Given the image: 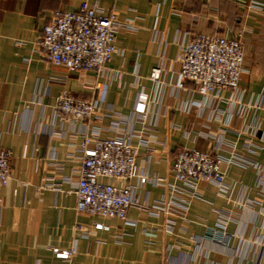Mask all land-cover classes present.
I'll return each mask as SVG.
<instances>
[{"label":"crops","instance_id":"obj_1","mask_svg":"<svg viewBox=\"0 0 264 264\" xmlns=\"http://www.w3.org/2000/svg\"><path fill=\"white\" fill-rule=\"evenodd\" d=\"M251 1L0 0V150L13 155L10 183L0 192V264H59L62 259L53 249H74L72 264H264L263 149L256 150L262 171L223 166L231 189L226 196L210 185L203 191L204 200H193L185 217L133 208L128 211L132 224L123 223L77 213L66 177L80 165L69 143L81 126L63 122L53 112L56 98L65 93L98 101L100 112L112 115L92 122L90 134L115 138L145 133L133 180L137 196L150 207L168 199L166 185L144 182L143 177L175 183L179 151H214L211 142L194 140L191 133L209 132L212 110H205L199 95L192 99L188 91L182 95L176 89L180 46L196 35L234 38L242 32L245 73L237 94L252 105L264 94V0L261 10L249 8ZM82 3L98 5L130 26L118 37L107 79L93 72L80 79L65 69L46 67L37 48L55 13L77 12ZM155 69L161 71L159 82L151 79ZM141 93L147 103L140 104L146 113L139 117L135 110ZM232 97L226 93L220 108L233 109ZM190 98L201 107L184 110ZM250 113L256 119L263 115L259 110ZM249 137H239L238 150ZM54 164H62L61 173ZM49 185L61 190L47 189ZM220 217L230 219L229 240L209 234L212 229L223 231ZM169 219L176 222L172 233L166 230ZM98 224L107 229H96Z\"/></svg>","mask_w":264,"mask_h":264},{"label":"built area","instance_id":"obj_2","mask_svg":"<svg viewBox=\"0 0 264 264\" xmlns=\"http://www.w3.org/2000/svg\"><path fill=\"white\" fill-rule=\"evenodd\" d=\"M262 6L261 0H252L248 7L261 10ZM129 29L130 26L120 23L114 13L106 14L98 5L82 3L77 12H56L54 21L44 27L37 48L46 67L65 69L80 79L88 72L107 79L110 75L108 64L116 52L118 37ZM243 39L242 32L234 38L196 35L180 46L176 89L182 95L188 91L192 99L199 95L205 110H212L211 123L206 126L209 132L193 129L191 133L195 134L192 136L194 140L202 137L211 142L214 151L212 154L189 148L179 151L173 165L175 183L165 184V179L159 177H143L144 182H153L156 186L166 185L170 190L168 199L156 201L151 207L139 200L138 188L133 184L138 176L139 145L146 143L143 139L145 133L135 132L129 137L115 138H102L98 131L90 134L88 128L92 122L112 117L108 112H100L101 103L79 100L65 93L56 98L53 107L55 115L63 122L81 126V130L71 137L69 143L80 165L73 168L69 177H66L72 184L68 192L76 197L77 213L131 224L128 211L133 208H152L155 212L153 214L175 211L174 215L185 217L193 200H204L203 191L210 185L217 188L220 196L229 194L231 189L226 182L223 166L238 165L262 171L256 150H264L261 144L264 141V94L259 95L252 105L244 103L243 94H237L245 73ZM121 77V74L116 73V78ZM151 79L156 82L161 80L160 69L152 72ZM189 86H193V89ZM228 92L233 93L229 103L234 105L229 111L220 108ZM142 103H147V97L141 93L135 110L139 117L146 113L139 110ZM200 107L190 98L183 109L188 111ZM249 109L259 110L263 115L256 119L251 113L247 115ZM244 134L250 137L245 139L241 150H238L239 137ZM256 138L261 143L253 140ZM134 139H139L140 143L135 145ZM12 158L10 150H0V192L10 183ZM54 167L58 173L62 172V164H54ZM46 188L61 190L60 185H49ZM251 204L248 207H254ZM229 222L230 219L220 217L218 227L223 231L212 229L209 231L210 236L217 240H229ZM175 224L173 219H169L166 230L172 233ZM96 229L107 227L98 224ZM53 252L62 259L59 264H72L74 249H53Z\"/></svg>","mask_w":264,"mask_h":264}]
</instances>
